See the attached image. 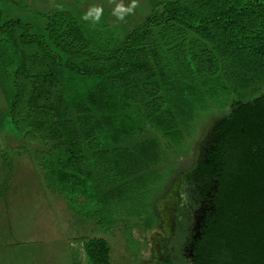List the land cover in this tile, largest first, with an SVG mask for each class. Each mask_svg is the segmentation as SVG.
Instances as JSON below:
<instances>
[{"label": "rangeland", "instance_id": "1", "mask_svg": "<svg viewBox=\"0 0 264 264\" xmlns=\"http://www.w3.org/2000/svg\"><path fill=\"white\" fill-rule=\"evenodd\" d=\"M138 3L134 14L140 19L162 7L160 0ZM58 4L80 17L102 6L99 24L85 21L86 35L102 46L135 25L128 16L118 21L109 0H0L5 19L21 17L41 29V14L58 11ZM168 35L175 40L178 31ZM159 44L153 35L147 41L155 50ZM195 44L187 39L161 51L162 71L152 58L127 79L78 81L58 67L50 100L76 128L87 154L79 200L65 192L50 194L27 148L35 146L32 138L0 129V264H88L83 241L92 235L109 240L113 264H195L186 244L191 228L201 225L196 192L208 181L196 170L233 98ZM44 72L38 53L16 31L0 32V117L19 91L25 114L34 76ZM102 216L105 225L108 218L118 224L103 229Z\"/></svg>", "mask_w": 264, "mask_h": 264}, {"label": "trees", "instance_id": "2", "mask_svg": "<svg viewBox=\"0 0 264 264\" xmlns=\"http://www.w3.org/2000/svg\"><path fill=\"white\" fill-rule=\"evenodd\" d=\"M160 3L161 8L156 6L141 19L128 15L135 25L107 46L86 35V22L71 10L41 14V29L21 17L5 19L0 7V32L16 31L45 66L41 77L34 76L25 114L20 113L19 91L0 117V129L16 138H32L35 146L27 148L50 194L67 193L79 200L78 190L88 175L87 154L76 128L62 119L50 100L58 67L78 81L132 78L152 58L161 70V51L166 54L189 39L220 72L222 89L233 94L230 111L217 124L206 158L196 170L198 176L208 178L204 192L211 189L213 195L195 240L194 263L264 264V0ZM174 30L179 44L168 35ZM152 35L160 42L156 50L147 45ZM95 58L97 64L92 62ZM161 137L165 145L174 147ZM103 218L107 219L102 216L98 222L103 229L118 224L108 218L105 225ZM83 247L88 264H113L109 240L92 235Z\"/></svg>", "mask_w": 264, "mask_h": 264}, {"label": "clouds", "instance_id": "3", "mask_svg": "<svg viewBox=\"0 0 264 264\" xmlns=\"http://www.w3.org/2000/svg\"><path fill=\"white\" fill-rule=\"evenodd\" d=\"M109 3L114 4L112 9V15L116 17L118 21H124L126 16L134 13L135 9L139 7L138 0H130V3L125 5L123 0H109ZM58 11H64V6L62 4H58ZM104 9L102 6L93 5L91 6L82 16V20L89 21L93 25L99 24L101 22V18L103 16Z\"/></svg>", "mask_w": 264, "mask_h": 264}, {"label": "flooded vegetation", "instance_id": "4", "mask_svg": "<svg viewBox=\"0 0 264 264\" xmlns=\"http://www.w3.org/2000/svg\"><path fill=\"white\" fill-rule=\"evenodd\" d=\"M203 189H205L204 187L203 188H199L198 190H197V192H196V194H197V199L195 200V202H197V200H198V202H197V207L199 208V209H201V214H202V219H203V217H204V215H205V212L210 208L209 206H210V204H208L209 202H211V199H210V196H212L213 194H212V190L210 189V190H208L206 193L204 192V190ZM209 201V202H208ZM208 202V203H207ZM194 205H196V203L194 204ZM200 227V226H199ZM199 236H200V229L198 228L197 230H193L192 228H191V236H190V240H188V242H187V244H186V247H187V245H189V247H190V252H191V254H192V258L194 259V246H195V240H198V238H199ZM185 247V248H186Z\"/></svg>", "mask_w": 264, "mask_h": 264}]
</instances>
